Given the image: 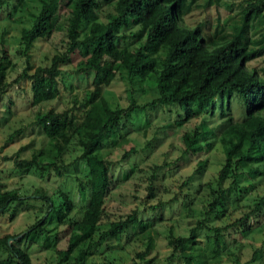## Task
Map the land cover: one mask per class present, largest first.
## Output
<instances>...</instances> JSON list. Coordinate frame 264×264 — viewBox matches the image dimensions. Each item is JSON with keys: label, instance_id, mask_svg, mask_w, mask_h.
<instances>
[{"label": "rangeland", "instance_id": "rangeland-1", "mask_svg": "<svg viewBox=\"0 0 264 264\" xmlns=\"http://www.w3.org/2000/svg\"><path fill=\"white\" fill-rule=\"evenodd\" d=\"M4 1L0 6V65L6 81V87L0 95V192L13 190L24 195L39 186L54 196L58 191L66 193L72 203L68 216L95 221L92 241L96 240L98 232L105 229L110 221L123 219L131 213L143 219L160 216L149 229L153 248L142 258L138 255L144 249L140 242L145 238L137 234L132 237L123 236L118 240H106L94 246L84 264L107 261L113 264H184L185 257L189 255L192 260L198 255L197 252H200L199 258L207 257L203 264H264V201L259 200L264 193V163H240L237 166V182L222 208L216 213L206 212L205 205L212 196L208 194L209 184H213L224 161L223 146L227 145V139L235 141L240 137L239 131L232 127L236 123L234 120L244 110L235 94L229 101L230 110L222 118L216 108L211 114H199L176 127L171 125L179 118L180 111L176 106L156 107L145 113L128 112L120 120L118 137L114 142L107 140L99 151L109 164L114 179L107 187V192L103 188V181L85 182L86 173H98L95 165L90 170L85 164L78 165L76 170L68 168L64 172L70 173L66 172L68 174L55 179L51 177L52 172L46 175L45 166L41 168L32 164L26 167L23 164L30 160L32 153L46 147L45 137L33 124L35 113L47 109L69 111L73 101L77 102L81 98L91 77L76 73L80 57L74 51L68 56L69 63L60 66L57 97L32 105L29 81L20 76L26 61L18 36L21 28L29 26L31 14L39 8V0ZM245 2L192 0L190 11L178 24L186 28L200 25L203 34L217 41L221 34L229 33V28L240 21L239 12ZM67 16V8L58 3L51 32L47 37L36 40L26 51L29 55L27 65L30 67L27 73H31L34 66L47 65L52 54L64 51ZM101 18L102 14H99L98 19ZM85 27L86 24H82L78 29L79 39L84 35ZM263 30L264 22L258 19L251 22L246 35L252 39ZM134 45L131 37L118 43L119 47L132 48ZM163 54L164 51L160 49L153 56L155 70ZM246 67L249 70L255 67L258 71L262 68L261 73H264V55L247 62ZM154 96L150 82L131 85L122 70L112 75L103 91V97L111 108H125L131 99L140 105ZM200 116L212 132L211 137L206 138L210 146L203 147L196 154H183L181 134L197 124ZM11 134L14 141L5 143ZM19 147L23 149L17 151ZM129 150L133 152L123 158V153ZM65 152L63 160L66 162L78 155L74 148ZM131 166L133 170L128 173ZM253 169L258 172L254 174ZM123 171L127 173L124 180L121 178ZM45 177L46 182H43ZM77 185L83 187V195L76 193ZM226 186L227 181L222 184V187ZM31 203L34 204L29 208L31 212H19V209L13 210L10 207L0 214V237L17 235L39 218V213L32 212L38 202ZM61 210L60 216L65 213ZM12 212V217H9ZM190 228L195 229L196 247L183 252L178 249L171 251L170 238L185 236ZM213 228L220 230L214 233ZM69 233L70 229L63 218L57 220L56 216L47 217L42 227L37 229L35 241L23 242L30 264H52L54 251L65 248ZM215 236L218 242L211 245ZM254 251L258 257L251 261ZM3 257L5 253L0 246V258Z\"/></svg>", "mask_w": 264, "mask_h": 264}, {"label": "trees", "instance_id": "trees-1", "mask_svg": "<svg viewBox=\"0 0 264 264\" xmlns=\"http://www.w3.org/2000/svg\"><path fill=\"white\" fill-rule=\"evenodd\" d=\"M3 2L0 0V6ZM58 3L68 10L64 51L52 54L47 65L34 66L32 72L27 73L30 67L27 65L29 55L26 51L36 40L47 37L51 32ZM191 4L192 0H39V8L31 14L29 26L21 28L18 36L26 61L20 76L29 81L30 103L34 105L57 97L60 66L69 63L68 56L74 51L80 57L76 73L90 76L91 79L82 91L81 98L77 102L73 101L69 111L47 109L35 113L33 124L45 137L46 147L32 153L30 160L23 164L26 167L32 164L41 168L45 166L46 175L52 172L51 177L55 179L68 174L66 172L70 173L64 172L68 168L76 170L78 165L85 164L90 170L95 165L98 173H86L85 182L103 181V188L107 192V187L114 179L109 164L99 151L107 140L114 142L118 137L120 120L128 112L145 113L156 107L176 106L180 111L179 118L171 124L176 127L199 114H211L216 108L222 118L230 110L229 101L235 94L244 110L234 120L236 123L232 127L239 131L240 137L235 141L227 139V145L223 146L224 161L213 184H209L208 194L212 196L205 205L207 213L219 212L237 182V166L240 163H264V73H261L262 68L258 71L255 67L252 70L246 67L247 62L264 55V30L252 39L246 35L251 22L258 19L264 22V0H246L239 12L240 21L229 28V33L221 34L217 41L203 34L200 25L186 28L178 24L190 11ZM99 14H102L101 20L98 19ZM82 24H86L85 33L79 39L78 29ZM128 37L133 39L134 47H119L118 43L126 41ZM160 49L164 54L155 70L153 56ZM119 70L124 72L131 85L150 82L155 96L140 105L131 99L125 108H111L103 97V91L112 75ZM5 87L0 65V95ZM211 135L205 119L200 116L197 124L181 134V152L196 154L203 147L209 148L206 138L209 139ZM221 140L224 141V138ZM12 141L14 136L11 134L5 143ZM70 148L76 149L78 155L66 162L63 155ZM21 149L23 147L17 151ZM131 152L133 150L124 152L122 157ZM125 172L122 180L127 177ZM257 172V169H253L254 174ZM46 179L42 181L46 182ZM226 181L227 186L222 187ZM83 192V187L77 185L76 193L83 195ZM259 200L264 201V193ZM35 201L38 205L32 212L39 213V218L17 235L0 237V246L5 253V257L0 258V264H30L23 242L35 241L37 229L49 216H56L57 220L63 218L70 229L65 248L54 251L52 264H84L91 248L123 236L144 235V241L140 242L144 249L138 255L141 258L153 248L149 229L160 216L143 219L131 213L123 219L110 221L92 241L95 221L68 216L72 203L66 193L58 191L54 196L39 186L24 195L13 190L0 192V214L10 207L19 209V212H31L29 208L34 206L31 202ZM60 210L62 213L65 211L61 216ZM219 230L212 229L214 233ZM195 235V229L190 228L187 235L170 238L171 251L178 249L183 252L196 247ZM8 239L13 241L7 242ZM217 240L215 236L211 245H216ZM196 254L192 260L189 255L185 257L184 264L206 262L207 257L199 258L200 252ZM257 257L254 251L250 260ZM100 264L113 263L107 261Z\"/></svg>", "mask_w": 264, "mask_h": 264}]
</instances>
